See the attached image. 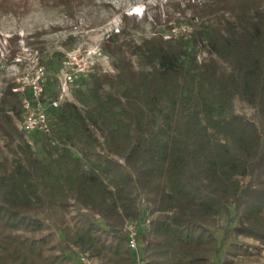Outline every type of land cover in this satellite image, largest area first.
<instances>
[{
    "label": "trees",
    "instance_id": "16d2710c",
    "mask_svg": "<svg viewBox=\"0 0 264 264\" xmlns=\"http://www.w3.org/2000/svg\"><path fill=\"white\" fill-rule=\"evenodd\" d=\"M193 18L139 44L111 35L115 73L79 76L87 91L58 108L45 82L48 136L19 131L20 96L2 91L0 264H230L232 237L264 246V5L209 0ZM143 219L130 252L125 224Z\"/></svg>",
    "mask_w": 264,
    "mask_h": 264
},
{
    "label": "rangeland",
    "instance_id": "374dc122",
    "mask_svg": "<svg viewBox=\"0 0 264 264\" xmlns=\"http://www.w3.org/2000/svg\"><path fill=\"white\" fill-rule=\"evenodd\" d=\"M208 1L0 0V97L8 86L26 87L27 80L38 67L44 70V83L52 82L56 94L59 71L65 62L71 63L69 71L79 70L77 75L92 72L114 74L110 59L101 50L111 35L123 30L125 34L115 40L139 44L154 34L168 36L172 29V33L187 34L191 30L189 26L198 27L197 20H192V5ZM260 1L264 5V0ZM132 60L135 68H139L136 59ZM88 87V81L72 84L71 101L79 92H86ZM235 105L238 113L251 114L247 107L238 102ZM20 122H16L18 129ZM2 145L0 137V152L5 155ZM33 148L39 157H43L37 145ZM224 225L223 221L221 226ZM216 235L222 239L223 230L217 229ZM60 239L57 234L51 243ZM227 244L236 245L241 250L229 256L221 254L216 261L226 258L230 264L264 263V246L257 242L232 237ZM92 263L98 264L94 259Z\"/></svg>",
    "mask_w": 264,
    "mask_h": 264
},
{
    "label": "built area",
    "instance_id": "2783aa9c",
    "mask_svg": "<svg viewBox=\"0 0 264 264\" xmlns=\"http://www.w3.org/2000/svg\"><path fill=\"white\" fill-rule=\"evenodd\" d=\"M71 63H63L58 77V97L51 101L52 108H58L64 102H71L70 87L72 83L81 75H77L79 70L69 71ZM83 72V71H82ZM85 72V71H84ZM89 71H87L88 73ZM45 73L42 67L34 70L33 76L27 80L26 87L13 88L12 92L20 96L22 119L19 130L25 134L36 133L43 136L50 134V120L46 112L44 101V81ZM149 226V220H133L125 224L124 234L127 239V247L130 252H137L139 234ZM87 254L78 255L79 264H93Z\"/></svg>",
    "mask_w": 264,
    "mask_h": 264
}]
</instances>
